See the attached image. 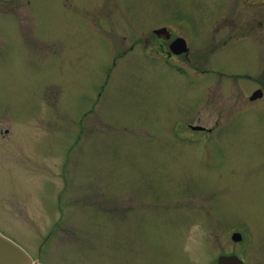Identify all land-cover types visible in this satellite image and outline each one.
Here are the masks:
<instances>
[{
  "label": "rangeland",
  "instance_id": "obj_1",
  "mask_svg": "<svg viewBox=\"0 0 264 264\" xmlns=\"http://www.w3.org/2000/svg\"><path fill=\"white\" fill-rule=\"evenodd\" d=\"M122 4L0 0V234L37 264H216L246 255L248 226V264H264V97L248 101L264 91V3ZM175 14L209 38L230 25L227 49H193L211 55L199 72L217 58L253 79L190 82L122 26ZM200 137L219 145L188 141Z\"/></svg>",
  "mask_w": 264,
  "mask_h": 264
},
{
  "label": "flooded vegetation",
  "instance_id": "obj_2",
  "mask_svg": "<svg viewBox=\"0 0 264 264\" xmlns=\"http://www.w3.org/2000/svg\"><path fill=\"white\" fill-rule=\"evenodd\" d=\"M123 1H127V0H113V3L116 5L118 4L121 7V13L124 14H128L124 11H122L123 9ZM254 2L256 3H264V0L258 1V0H254ZM24 4V2H22V5ZM107 8V6H105ZM119 8V7H118ZM120 9V8H119ZM125 10V9H124ZM132 10H129L128 12H130ZM105 15V17L107 16V10L105 11V13L103 14V16ZM174 17V18H173ZM172 19L173 21H166L165 23L162 24H158V25H152V28L145 30L141 27L136 28L133 23H124L122 24L123 28H126L127 30H137L140 28V31L142 33H145L146 35L144 36V38L142 39V44H141V52L143 55L147 56L146 58H153L154 61H156L157 56L156 53L160 54V61H162L163 64L165 65H173L172 68H174V70H176L179 74H181L182 76H184L185 79H187L188 81L192 82L195 81L197 82V84L201 83L200 79L204 82H206L208 84L207 80V76H212L215 77L216 79H221V80H229L230 78L233 79H247V81L252 80V74H247V75H239V74H234V73H230L228 71H230L229 69H227V67H225L224 65L220 64L218 62V60H216L215 58H213V66L212 68L210 67V70H207V72H199V69L197 67V63L198 64H202L203 62L206 64H209L210 62V57L211 55H206L205 58H202V55L199 54L197 57H194L195 51H193V49H198L197 51L201 52V49H203L202 47L206 44L208 39L210 41V39L212 38V44H216L215 47H213L215 50L218 48H225L227 49L229 46H231V42H227V39H225V37L223 35H221L220 38H218V34L221 32H224L225 29L228 30L230 25H225L227 28H224L222 30V28H218L216 29L213 34L211 35V37H205L206 32L205 29H203L202 27H199L191 18H189L186 15H182V14H175L173 15ZM176 18V19H175ZM178 18V19H177ZM179 22V24L175 23ZM223 22V21H222ZM260 22V21H259ZM157 26V27H156ZM107 28V26H105ZM262 27V24H259V28ZM213 28V27H211ZM142 29V30H141ZM183 41V43L185 45L176 43L177 41ZM251 43H249L248 45H250ZM234 45V44H232ZM182 47L185 49V52L180 54V55H176L174 53L171 52V48H175V47ZM252 46V45H250ZM157 47L159 50L153 51V49ZM113 51L116 49L115 47L112 48ZM129 50L132 52L134 50V47L131 46L129 48ZM151 50V51H150ZM128 53V52H127ZM127 53H122L118 59L123 58ZM181 58V61H179L181 63V67H177L176 64H174L177 58ZM192 79V80H190ZM208 87V86H207ZM253 95L258 96L255 99H251ZM264 97V91L262 89H254L252 91V93L250 94V96L248 97V101L250 103H253L257 100L263 99ZM247 99V98H246ZM252 106V105H250ZM190 128L197 130L198 126H190ZM204 131V130H201ZM215 140H218L217 138L214 137H200L198 139L195 138H188V141L190 143H196L199 142L201 146H214V145H219V143L213 142ZM208 154V153H207ZM207 159V158H206ZM226 163V155L222 154L221 158L218 157L215 159H212V164L218 165V166H224ZM209 164V161H208ZM228 228H227V232H228ZM240 232L239 230H236L235 228L231 227L230 228V235L229 237L232 240V235ZM227 234V233H226ZM243 236H244V241L242 243L245 244V248H246V255L239 253L238 251H236V249H231L228 252H223L221 253V255H218L220 257H231V256H237V257H242L243 258V264H248V260H247V255L248 253L251 251V246H252V239H251V235L253 234L252 229L250 227H245L243 229ZM242 243H238V244H242ZM237 243H235V246L238 245ZM217 258V259H218ZM217 264V262H216Z\"/></svg>",
  "mask_w": 264,
  "mask_h": 264
},
{
  "label": "water",
  "instance_id": "obj_3",
  "mask_svg": "<svg viewBox=\"0 0 264 264\" xmlns=\"http://www.w3.org/2000/svg\"><path fill=\"white\" fill-rule=\"evenodd\" d=\"M176 43L185 45L183 41L180 40ZM171 52L176 55H180L185 52V49L181 46L175 48L172 47ZM257 97L258 96L253 95L251 99H255ZM232 240L234 242H239L241 240V236L239 234H235L233 235ZM0 264H37V262L32 261L23 249L0 234ZM217 264H242V261L237 257H220Z\"/></svg>",
  "mask_w": 264,
  "mask_h": 264
}]
</instances>
